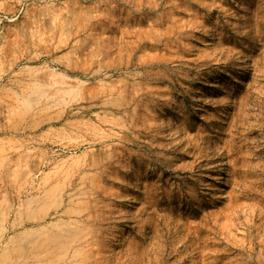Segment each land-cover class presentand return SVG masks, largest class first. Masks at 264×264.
Wrapping results in <instances>:
<instances>
[{"label":"rangeland","instance_id":"1","mask_svg":"<svg viewBox=\"0 0 264 264\" xmlns=\"http://www.w3.org/2000/svg\"><path fill=\"white\" fill-rule=\"evenodd\" d=\"M0 264H264V0H0Z\"/></svg>","mask_w":264,"mask_h":264},{"label":"bare ground","instance_id":"2","mask_svg":"<svg viewBox=\"0 0 264 264\" xmlns=\"http://www.w3.org/2000/svg\"><path fill=\"white\" fill-rule=\"evenodd\" d=\"M188 232V231H187Z\"/></svg>","mask_w":264,"mask_h":264}]
</instances>
